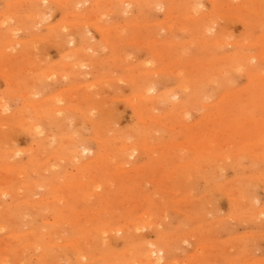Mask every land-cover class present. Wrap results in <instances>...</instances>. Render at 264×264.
Wrapping results in <instances>:
<instances>
[{
	"label": "rangeland",
	"instance_id": "1",
	"mask_svg": "<svg viewBox=\"0 0 264 264\" xmlns=\"http://www.w3.org/2000/svg\"><path fill=\"white\" fill-rule=\"evenodd\" d=\"M43 1L0 0V264H146L151 249L162 252L159 264H264V59L247 60L225 83L206 81L227 55L264 52V20L255 13L264 5L218 0L213 9L199 0L198 16L213 12L205 34L220 41L212 48L196 43L204 37L183 12L165 23L160 6L108 14L107 0L97 21L105 35L113 28V49L92 28L96 17L91 25L81 19L89 5ZM250 71L262 77L248 80ZM146 72L170 101L140 114L134 98ZM203 87L207 96L194 104L191 91ZM126 144L137 149L133 157L120 152Z\"/></svg>",
	"mask_w": 264,
	"mask_h": 264
},
{
	"label": "bare ground",
	"instance_id": "2",
	"mask_svg": "<svg viewBox=\"0 0 264 264\" xmlns=\"http://www.w3.org/2000/svg\"><path fill=\"white\" fill-rule=\"evenodd\" d=\"M103 1H105V0H103ZM103 1H101V0H74V3H73V1H72V3H73V5H72V7L74 6V8L75 7H80L81 6V8L82 7H84V6H86V5H89V8L90 9H88V10H86V14H84L85 12L83 11L82 13H83V15L81 16V12H78V14L81 16V19L84 21V23H85V21H87V22H89L90 20H93V18L94 17H96L95 19L96 20H93L92 21V25H93V27L92 28H95V30L96 31H98L99 33H100V35H102V39H103V41L104 42H106L107 43V45L109 46L110 44H114V43H111V42H113L112 41V39H114L112 36H111V30H113V28L112 29H110L109 30V27H108V30H109V32L107 33V35H105V32H104V30H100L101 28H103L102 26H106L105 24H101L102 23V21H99L100 22V24L98 23V21H97V19H99V20H103L104 19V17L106 16V14H105V12H106V10L107 11H109V12H111V13H108V14H121L127 7L128 8H131V7H136L138 10H139V12H140V10L142 11L144 8H156V7H159L160 6V8L162 7L163 8V10L165 9V11H166V14H165V16H164V22L166 23V22H168V21H170L171 19H172V22H173V19H174V15H175V13H177V12H179V13H181V12H183V13H185V14H187V16L189 17V21L191 20V22H194L195 23V25L196 26H198L199 28H198V30H196V31H198V33H200L201 35H203L202 37H204V39L202 40V41H195L196 43H202V44H204V45H207V43L209 44L210 43V45H211V47L212 48H214L215 46H216V44H217V41L219 40H217L216 41V37L214 38V39H208L207 37H206V34H205V32H206V30L207 29H209L210 27L208 26L209 25V23H210V21H209V19H213V17H212V15H213V12H207L208 14H206V12H205V15H202V16H198L197 15V13H200V11H199V0H182V2H183V4H181V5H179V4H177V3H175L174 2V0H108V2H110L111 3V6L112 7H110L109 5V8H107V7H105V6H107V0L105 1L106 3V5L104 4V2ZM211 1V5H213L212 7H213V9H215L216 8V4L218 3V2H220V3H222V1H218V0H209V2ZM226 1H228V0H226ZM257 1V5L256 6H258V7H256L257 9H262L261 7H262V5H264V0H256ZM18 2V1H17ZM21 2V1H20ZM45 4L46 3H48L49 4V2H50V0H44L43 1ZM70 2H71V0H70ZM231 2H232V0H231ZM16 3V2H15ZM64 3L66 4L67 3V1H64ZM102 3H103V5H102ZM201 3V2H200ZM7 4H8V2H7ZM23 4V3H22ZM30 4V3H29ZM44 4V5H45ZM47 4V5H48ZM201 5V4H200ZM101 6H103V8L101 9L102 10V12H100L99 13V8L101 7ZM219 6V5H218ZM247 6H249V4L247 5ZM14 7H16V6H14ZM40 7V6H39ZM201 7V6H200ZM204 7V6H203ZM202 7V8H203ZM105 8H107V9H105ZM253 8V7H252ZM16 9V8H15ZM45 9V8H44ZM67 9V8H66ZM77 9V8H76ZM201 9V8H200ZM10 10V9H9ZM8 10V11H9ZM13 10V9H12ZM20 10V9H19ZM28 10V9H27ZM41 10V9H40ZM68 10V9H67ZM78 10V9H77ZM77 10H75V12L74 13H76L77 12ZM100 10V11H101ZM104 10V11H103ZM6 11V10H5ZM8 11H7V13H8ZM16 11V10H15ZM15 11H13L14 13H15ZM21 11H23V10H21ZM32 11V10H31ZM50 11H52V10H50ZM97 11H98V13L100 14V15H98V13H97ZM146 11V10H145ZM250 11H251V9H249V12L248 13H250ZM2 12V11H1ZM36 12H37V10H36ZM45 12H46V10H45ZM139 12H137V13H139ZM6 13V14H7ZM27 13V12H26ZM38 13V12H37ZM97 13V14H96ZM101 13H103V15H101ZM202 13V12H201ZM246 13V12H245ZM256 13V15L260 18L259 20L260 21H262V20H264V14H263V12H261V11H256L255 12ZM5 13H3L2 14V16L3 15H6ZM11 13H10V11H9V18L12 20V16L10 15ZM18 14H19V11H18ZM78 14L76 15V14H74V15H76V16H78ZM95 14V16H93ZM104 14H105V16H104ZM184 14V15H185ZM251 14V13H250ZM39 15L41 16V14L39 13ZM67 15V14H66ZM215 15V14H214ZM246 15H248V14H246ZM25 16H27V17H30L31 15L29 14H27V15H25ZM72 16V15H71ZM76 16H75V18H76ZM101 16V18H99ZM103 16V17H102ZM108 16H110V15H108ZM14 18H15V15L13 16ZM21 17V16H20ZM32 18L34 17L35 18V15L34 16H31ZM37 17H38V15H37ZM67 17V16H66ZM228 17V16H227ZM232 17V16H231ZM246 17V16H245ZM18 17H16L15 19H17ZM33 18V19H34ZM73 18V17H72ZM177 18V17H176ZM0 19H1V17H0ZM6 19V18H5ZM10 19H8V22H10L11 20ZM45 19H46V16L45 15H42L41 17H40V20H39V22H40V24L42 23V22H45ZM71 19V18H70ZM215 19V18H214ZM243 19V18H242ZM19 20V19H18ZM17 20V21H18ZM177 20H179V17L177 18ZM204 20V21H203ZM205 20H207V21H205ZM241 20V19H240ZM247 20V19H246ZM3 21H6V20H3ZM14 21V20H13ZM23 19H22V23H23ZM94 21H96V22H94ZM203 21V22H202ZM19 22V21H18ZM81 22V21H80ZM79 21H78V23L79 24H81ZM136 21L135 20H132L131 21V24L134 26V24H136V25H138V21L135 23ZM181 22H182V24H184V22H183V20H181ZM214 22V21H213ZM217 22V21H216ZM216 22H214L215 24H216ZM34 24H36L35 23V19H34V22H33ZM60 23V22H59ZM72 22H70V24H71ZM77 23V22H76ZM134 23V24H133ZM245 23V22H244ZM24 24H25V22H24ZM23 24V25H24ZM28 24V23H27ZM26 24V25H27ZM40 24H37V25H40ZM64 24H65V22H64ZM63 24V25H64ZM73 24H75L74 22H73ZM140 24V23H139ZM164 23H160L159 25H163ZM173 24L174 23H172V26H173ZM26 25H25V27H26ZM61 25H62V23H61ZM87 25V24H86ZM88 25H91V21L88 23ZM88 25L85 27V25L83 26V28L85 29V28H87L88 27ZM213 25V24H212ZM7 26V25H6ZM66 26H68V24L66 25ZM101 26V27H100ZM129 26H131V25H129ZM170 27H171V25H169ZM31 27V26H30ZM64 27H65V25H64ZM74 27H76V24L74 25ZM79 25L76 27V30H79ZM107 27V26H106ZM106 27H104V28H106ZM212 27H214V26H212ZM216 27V26H215ZM214 27V28H215ZM126 28V27H125ZM57 29V28H56ZM64 31L63 32H69L70 30H72V28H68V29H70V30H68L67 29V31H66V29H64V28H62ZM107 29V28H106ZM172 29V28H171ZM184 29V28H183ZM186 29V28H185ZM210 29H213V28H210ZM11 30H13V29H11L10 28V31ZM15 30V29H14ZM60 30V29H59ZM115 30H116V28H115ZM132 30H134L133 28H132ZM187 31H188V29H186ZM9 31V30H8ZM75 31V30H74ZM88 31V30H87ZM107 31V30H106ZM114 31V30H113ZM113 31H112V33H113ZM192 31V30H191ZM224 31V30H223ZM222 31V32H223ZM16 32H17V30H16ZM73 32V31H72ZM79 32V31H78ZM81 32H82V29H81ZM190 32V31H189ZM213 32V31H212ZM214 32H215V29H214ZM53 33H55V32H53ZM82 33H84L85 34V32H84V30H83V32ZM119 33V34H118ZM117 34H118V36L120 35L121 36V34H122V32H118ZM121 33V34H120ZM206 33H208V32H206ZM211 33V32H210ZM219 33V32H218ZM4 34V33H3ZM7 34V33H6ZM52 33H50V35H51ZM60 34V32L58 33V36H60L59 35ZM69 34H71V32H69L68 33V35ZM215 34V33H214ZM213 34V35H214ZM223 34H224V32H223ZM67 35V34H66ZM83 35V34H82ZM110 35V36H109ZM10 36V35H9ZM15 36H16V33H15ZM15 36H11V38L13 37H15ZM49 36V35H48ZM70 36V35H69ZM84 36V35H83ZM118 36H117V38H118ZM1 37H3V36H1ZM1 37H0V43H1ZM50 37V36H49ZM53 37H54V34H53ZM64 37V36H63ZM62 37V38H63ZM4 38H6L5 36L3 37V39ZM39 38V37H38ZM58 38V37H57ZM56 38V40H61L60 38H58L57 39ZM74 38V37H73ZM72 38V39H73ZM225 38V37H224ZM35 39H37V37L35 38ZM41 39V38H40ZM53 39V38H52ZM116 39V38H115ZM58 40V41H59ZM63 40H64V38H63ZM117 40V39H116ZM121 40V39H120ZM222 40V39H221ZM225 40V39H224ZM8 41H10V39L8 40ZM8 41L6 42V43H8ZM13 41V40H12ZM41 41V40H40ZM57 41V42H58ZM74 39L72 40V42L71 43H74ZM123 41V40H122ZM216 41V42H215ZM220 41V40H219ZM17 42V41H16ZM87 42V41H86ZM139 42V41H138ZM149 42L150 41H147V43L149 44ZM152 42H154V41H152ZM227 42V41H226ZM230 42V41H229ZM12 44L14 43V42H11ZM70 43V42H69ZM76 43V42H75ZM129 43V42H128ZM136 43V42H135ZM256 43V42H255ZM8 44H10V43H8ZM139 44H141V42L139 43ZM225 43H223V45H224ZM229 44H231V43H229ZM14 45V44H13ZM21 45V44H20ZM58 45V44H57ZM137 45V44H136ZM217 45H219V44H217ZM226 45V44H225ZM237 46H238V44H236ZM239 45H241L240 43H239ZM243 45V47H244V44H242ZM241 45V46H242ZM0 46H1V44H0ZM8 47L7 48H9L10 46L9 45H7ZM15 46H17V44H15ZM15 46H13V48H15ZM88 46V45H87ZM87 46L86 47H84V48H86V50H87ZM91 46V45H90ZM111 46V45H110ZM118 46V45H117ZM139 46V45H138ZM222 46V45H221ZM75 47H76V44H72V48H71V51L72 52H74V54L76 53V54H78L79 52H80V50L82 49H80V48H77V50L78 49H80V50H78V51H76L75 50ZM92 47V46H91ZM91 47H89V48H91ZM217 47V46H216ZM215 47V48H216ZM219 47V46H218ZM234 47V46H233ZM6 48V47H5ZM12 47H11V49H13ZM95 48V47H94ZM105 48V47H104ZM117 48V47H116ZM220 48V47H219ZM235 48V47H234ZM96 49V48H95ZM113 49H114V45H113ZM1 50V49H0ZM15 50V49H14ZM93 51L92 49H89V51ZM263 50V49H262ZM84 51V50H83ZM239 51V50H238ZM0 52H2V51H0ZM8 51H6V53H7ZM29 52V51H28ZM71 52V53H72ZM85 52V51H84ZM87 52V51H86ZM240 52V51H239ZM156 54H157V51L155 52ZM246 53V52H245ZM1 54V53H0ZM155 54V55H156ZM165 54V53H164ZM68 55V54H67ZM3 56V55H2ZM61 56V55H60ZM175 56V55H174ZM225 56V55H224ZM69 57V56H68ZM20 58V57H19ZM23 58H24V55H23ZM70 58V57H69ZM183 58V57H182ZM181 58V59H182ZM89 59H90V57H89ZM199 59H201V58H199ZM254 60V59H261V61H262V59H264V52L262 53V54H258V56H255V55H253V56H250L249 54L247 55H245V54H242V53H235V54H232L231 56H228L227 55V57H224V59H223V63H222V65L221 66H223L219 71H217L216 73H214V67H212V69H211V72L209 71V73H212V74H210L209 75V77L206 79V81H209V79H210V77H216V76H218V79H220L221 81H222V83H225V80H227V79H229V77L226 79V77L229 75V73H232L233 71H235V70H239L240 69V72H241V67L240 66H243L244 65V62H246L247 60L248 61H250V60ZM67 61V60H66ZM264 61V60H263ZM66 63V62H65ZM149 63V62H148ZM147 63V64H148ZM167 63V62H166ZM264 63V62H263ZM262 63V64H263ZM146 63H145V66L147 65ZM150 64V63H149ZM16 65V64H15ZM257 65V64H256ZM72 66H74L72 63H70V62H68L67 61V64H66V67L69 69V68H74V67H72ZM150 66H151V64H150ZM255 66V65H254ZM259 66H261V65H259ZM64 67V65L62 66V68ZM66 67H64V68H66ZM88 67V66H87ZM147 67V66H146ZM171 66H169V68H170ZM174 67V66H173ZM182 67V66H181ZM245 67H247V66H245ZM64 68H63V70H64ZM191 68V67H190ZM209 68V67H208ZM258 68V67H257ZM139 69H141V68H139ZM147 69H148V67H147ZM150 69V68H149ZM148 69V70H149ZM151 69H152V67H151ZM150 69V70H151ZM159 69V68H158ZM243 69H244V67H243ZM62 70V69H61ZM62 70V71H63ZM148 70H145V71H148ZM161 70V69H160ZM160 70H158V72L159 73H161V71ZM253 70H254V68H253ZM259 70V69H258ZM65 71V70H64ZM155 70H153V71H149L151 74H153V72H154ZM170 71H172L171 70V68H170ZM175 71V70H174ZM173 71V72H174ZM249 71V70H248ZM46 71H44V73H45ZM49 72H51V71H49ZM144 71H142V73H143ZM147 73L146 72V74H148V76H149V80L148 81H146L144 84H143V86H139L140 87V91L138 92L139 94H137L136 96H135V98H134V100L135 99H138V102H139V104H138V106L137 107H134V108H136L137 109V113H144L142 110L144 109V107H146V106H148L147 107V109H148V111L150 112V113H152V111H153V109H154V107H155V105L157 104V103H159V102H164V101H166L167 99L169 100V97H168V95L167 94H161V92L159 91V89L158 88H160V87H158L157 86V84H158V79H154V77H156L157 76V71H155V73H156V76H154V77H151V74L150 73ZM179 72V71H178ZM181 72V71H180ZM255 72V73H254ZM43 73V71L41 72V74ZM43 73V74H44ZM48 73V72H47ZM145 73V72H144ZM158 73V74H159ZM184 73V72H183ZM248 72H246V74H247ZM42 74V75H43ZM180 74V73H179ZM194 74V73H193ZM45 75H46V73H45ZM181 75H182V72H181ZM140 76H142V75H140ZM232 76H233V73H232ZM246 77H249V79L248 80H254V78H256L257 80L260 78V77H262V76H259V74L257 73V71H250V73H249V75H246ZM132 78V77H131ZM158 78V77H157ZM9 79H11V78H9ZM264 78H262V80H263ZM115 80V79H114ZM129 80V79H128ZM216 80V79H215ZM231 80L232 79H230V82H231ZM262 80H260L261 82H262ZM134 81V80H133ZM226 82H229V81H226ZM229 82V83H230ZM260 82V83H261ZM233 83V82H232ZM132 84V83H131ZM134 84V83H133ZM204 84H205V82H204ZM210 84V83H209ZM200 85V84H199ZM253 85H255V84H253ZM204 86V85H203ZM189 86L188 85H182L181 86V91L183 92V93H186L187 91H188V88ZM15 88V87H14ZM75 88V87H74ZM77 88V87H76ZM251 88V87H250ZM72 89V88H71ZM170 89V88H169ZM185 89H186V91H185ZM190 89V88H189ZM205 89L206 88H199V89H196L195 91H191V93L190 94H192L191 96H192V99H193V102H194V104L195 103H200V99H202V97H204V96H207L206 94H204L205 93ZM68 90H70V88L68 89ZM74 90V89H73ZM250 90V89H249ZM206 91H207V89H206ZM213 91V90H212ZM164 92V91H163ZM252 92V91H251ZM174 93H176V92H174ZM188 93V92H187ZM230 93V92H229ZM234 93H237V92H234ZM250 93V92H249ZM262 93V92H261ZM209 94V93H208ZM212 93H210V95H211ZM259 94V93H258ZM171 95V94H170ZM204 95V96H203ZM210 95H208L209 97H208V99L210 98ZM228 95V94H227ZM20 96H22V95H20ZM24 96V95H23ZM28 96V95H27ZM172 96V95H171ZM178 96H180V95H178ZM38 97V96H37ZM52 97H54V96H52ZM75 97V96H74ZM91 97V96H90ZM215 97V96H214ZM238 97H240V95H236L235 97H232L233 99H237ZM262 97V96H261ZM51 98V97H50ZM89 98V97H88ZM92 99H93V97H91ZM90 98V99H91ZM132 98V97H131ZM173 98H175V99H171V100H175L176 101V95L174 94V96H173ZM182 98V97H181ZM180 98V99H181ZM187 98V97H186ZM186 98H184L185 100H186ZM190 99H191V97H189ZM32 99V98H31ZM53 99V98H52ZM57 99V98H56ZM55 99V100H56ZM220 99V98H219ZM227 100V96H224L223 98H221V104H223L224 102H226V100ZM62 100V99H61ZM133 100V99H132ZM229 100V99H228ZM230 100H231V98H230ZM54 101V100H53ZM129 101V100H128ZM170 101V100H169ZM178 101V100H177ZM181 101V100H180ZM233 101V100H232ZM256 101V100H255ZM166 102H168V101H166ZM185 102V101H184ZM183 101L182 102H180V103H184ZM186 102H187V100H186ZM254 102V101H253ZM136 103V102H135ZM135 103H134V105H135ZM180 103H177V105L175 106V110L177 111V112H180L181 110H182V108H183V105H181ZM251 103V102H250ZM144 104H146V105H144ZM172 104H173V101H172ZM189 104V103H188ZM220 104V103H219ZM56 105V104H55ZM133 105V104H132ZM133 105V106H134ZM187 105V104H186ZM190 105V104H189ZM37 106H42V104H39V105H37ZM94 106V105H93ZM144 106V107H143ZM257 106V105H256ZM7 107V106H6ZM54 107V106H53ZM58 107V106H57ZM219 107H220V105H219ZM222 107V106H221ZM258 107V106H257ZM260 107V106H259ZM36 108V107H35ZM186 108V107H185ZM43 109V108H42ZM48 109V108H47ZM60 108L58 107V109H56V111H58ZM66 109V108H65ZM49 110V109H48ZM53 111H55L54 109H52ZM3 111V106L0 104V112H2ZM72 111H75V110H72ZM221 111V110H220ZM250 112V111H249ZM5 114V113H4ZM56 114V113H55ZM61 114V113H60ZM181 114H183V113H181ZM180 114V115H181ZM185 115H188V114H185ZM185 115H184V117H185ZM191 115V114H190ZM60 116V115H59ZM221 116V118H222V115H220ZM1 119V118H0ZM50 119H52V118H50ZM156 119V118H155ZM155 119L154 120H152V121H155ZM88 120V119H87ZM227 121V120H226ZM232 121V120H231ZM157 122H159V121H157ZM215 122H217V120L215 121ZM219 122H220V120H219ZM218 122V123H219ZM218 123H215V124H218ZM223 123V122H222ZM21 124V123H20ZM26 124V123H25ZM54 124V123H53ZM52 124V125H53ZM55 124H57L56 122H55ZM54 124V125H55ZM58 125V124H57ZM212 125V124H211ZM231 125V124H230ZM222 126V125H221ZM234 126V125H233ZM2 127V126H1ZM23 127V126H22ZM16 128V127H15ZM237 127H235V129H236ZM242 129V128H241ZM240 129V130H241ZM25 130V129H24ZM210 130V129H209ZM239 130V131H240ZM39 131V130H38ZM42 131V130H41ZM229 131H231V130H229ZM229 131H227V132H229ZM4 133V132H3ZM37 133V132H36ZM43 133V132H42ZM29 134V133H28ZM38 134V133H37ZM217 134V133H216ZM218 134H219V132H218ZM226 134V133H225ZM235 134H237V132H235ZM234 135V134H233ZM232 135V136H233ZM218 136V135H217ZM231 136V135H230ZM264 136V135H263ZM52 137V136H51ZM199 137H201V136H199ZM219 137H221V135L219 136ZM229 137V136H228ZM234 137V136H233ZM8 138V137H7ZM235 138V137H234ZM233 138V139H234ZM262 138V137H261ZM221 139V138H220ZM263 140H264V138H262ZM261 139V140H262ZM202 140V139H201ZM229 140V139H228ZM262 140V141H263ZM199 141V140H198ZM205 141V140H204ZM54 142V141H53ZM200 143V142H199ZM145 144V143H144ZM62 145V144H61ZM222 146V145H221ZM45 147V146H44ZM62 147V146H61ZM181 147V146H180ZM82 148V147H81ZM138 148V147H137ZM31 149V148H30ZM83 149V148H82ZM81 149V150H82ZM207 149H208V147H207ZM90 150V149H89ZM137 149H134V147L133 146H131V145H129V144H126V145H124L123 146V148H121L120 149V152H129V154H128V157H133L134 155H135V151H136ZM1 151V150H0ZM72 151H74V150H72ZM85 151H88V149L87 148H84V152ZM7 153H8V151H7ZM10 153V152H9ZM53 153V152H52ZM59 153V152H58ZM81 153V152H80ZM3 154V153H2ZM1 154V155H2ZM77 154V152L75 151V154L74 155H76ZM78 154H79V152H78ZM84 154V153H83ZM82 154V155H83ZM1 155H0V158H2L1 157ZM6 155V154H5ZM10 155H11V153H10ZM81 155V154H80ZM10 157V156H9ZM17 157V156H16ZM215 157H216V155H215ZM64 158V157H63ZM66 158V157H65ZM48 161V160H47ZM124 161V160H123ZM28 164V163H27ZM43 165V164H42ZM12 166V165H11ZM186 166V165H185ZM188 166V165H187ZM5 167V166H4ZM10 168V167H9ZM188 168V167H187ZM7 169V168H6ZM5 169V170H6ZM12 169V168H11ZM11 169H9V170H11ZM1 170H2V168H1ZM0 170V171H1ZM9 170H7V171H9ZM12 171H15V170H12ZM15 172H17V171H15ZM5 175V174H4ZM11 178V177H10ZM19 178V177H18ZM17 178V179H18ZM5 179H7V178H5ZM8 180V179H7ZM9 181V180H8ZM154 181V180H153ZM10 182H12V180L10 181ZM9 182V183H10ZM4 184H5V182H4ZM3 184V185H4ZM12 184V183H11ZM27 184V183H26ZM26 184H24L25 186H26ZM5 185H7V184H5ZM9 186V185H8ZM34 186V185H33ZM31 187V185H29V188ZM101 188V187H100ZM25 189V188H24ZM99 189V188H98ZM22 190H23V188H22ZM4 192V191H3ZM6 192V191H5ZM40 192V191H39ZM1 193V192H0ZM93 194V193H92ZM2 195V194H1ZM30 200V199H29ZM28 200V201H29ZM26 201V200H25ZM27 201V202H28ZM22 202V201H21ZM29 204V203H28ZM31 204V203H30ZM38 204H39V202H38ZM41 204V203H40ZM26 205V204H25ZM24 206V205H23ZM39 206V205H38ZM45 208V207H44ZM46 209V208H45ZM28 210V209H27ZM263 211V210H262ZM2 215H3V213H2ZM10 215V214H9ZM34 215H36V214H34ZM33 215V216H34ZM11 216V215H10ZM19 217V216H18ZM21 217V216H20ZM256 218V217H255ZM19 219V218H18ZM140 218H139V222H140ZM254 220V219H253ZM142 221V220H141ZM139 224H141V222L139 223ZM148 227H149V224H148ZM57 228V227H56ZM104 228V227H103ZM91 229V228H90ZM113 229V228H112ZM141 230V229H140ZM59 231V230H58ZM102 231V230H101ZM118 231V230H117ZM123 230H121V232H122ZM54 232V231H53ZM60 232V231H59ZM99 232V231H98ZM52 233V232H51ZM55 233H56V231H55ZM102 233V232H101ZM93 234V233H92ZM95 234V233H94ZM21 235V234H20ZM25 235V234H24ZM103 235V234H102ZM129 235V234H128ZM12 236H13V234H12ZM88 236V235H87ZM252 236V235H251ZM242 237V236H241ZM246 237V236H245ZM121 239H123V238H121ZM90 240V239H89ZM95 240V239H94ZM38 243V242H37ZM93 243H94V241H93ZM90 244H92V243H90ZM39 245V244H38ZM43 245H45V244H43ZM53 245V244H52ZM65 245V244H64ZM73 245V244H72ZM27 246V245H26ZM49 246V245H48ZM40 247H42V246H40ZM53 248H54V246H52ZM73 247V246H72ZM74 247L76 248V246L74 245ZM78 247V246H77ZM79 248V247H78ZM82 248V247H81ZM39 249V248H38ZM50 249V248H49ZM80 249V248H79ZM75 250H77V249H75ZM89 250H92V249H89ZM29 251V250H28ZM50 251V250H49ZM74 251V250H73ZM21 252V251H20ZM19 252V253H20ZM90 252V251H89ZM48 253H50V252H48ZM162 253V252H161ZM161 253H158L157 252V250H153V249H151V250H149V251H147L145 254H144V260L147 262L146 264H159L160 262H162V260L164 259V257H163V255H161ZM52 254H54V253H52ZM130 254V253H129ZM163 254H165V253H163ZM50 255V254H49ZM57 255V254H56ZM91 255H92V253H91ZM90 255V256H91ZM82 256V255H81ZM84 256V255H83ZM93 256V255H92ZM104 256H106V255H104ZM127 256V255H126ZM143 256V255H142ZM83 258H86V257H83ZM83 258H81V259H83ZM140 258V257H139ZM5 259V258H4ZM8 259V258H7ZM219 259V258H218ZM48 261L50 260V259H47ZM68 260V259H67ZM131 260V259H130ZM8 260H6V262H7ZM50 261H52V259L50 260ZM140 261H142L143 262V260H140ZM118 262V261H117ZM256 262V261H255ZM119 263V262H118ZM141 263V262H140ZM22 264V263H21ZM137 264V263H136Z\"/></svg>",
	"mask_w": 264,
	"mask_h": 264
}]
</instances>
